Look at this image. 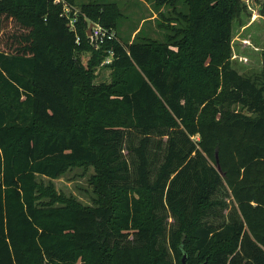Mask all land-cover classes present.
<instances>
[{
	"label": "trees",
	"instance_id": "trees-1",
	"mask_svg": "<svg viewBox=\"0 0 264 264\" xmlns=\"http://www.w3.org/2000/svg\"><path fill=\"white\" fill-rule=\"evenodd\" d=\"M73 1L0 0V264H264V48L242 39L259 67L232 66L244 1L146 0L166 41L104 42L99 85L75 52L121 12ZM73 165L95 167L96 204L42 188Z\"/></svg>",
	"mask_w": 264,
	"mask_h": 264
},
{
	"label": "rangeland",
	"instance_id": "rangeland-1",
	"mask_svg": "<svg viewBox=\"0 0 264 264\" xmlns=\"http://www.w3.org/2000/svg\"><path fill=\"white\" fill-rule=\"evenodd\" d=\"M89 1L96 0H74L72 5L74 12L79 10L82 3ZM99 1L116 2L121 14L117 26L112 30L115 32V37L121 42H131L136 36L150 37L161 43L166 41V32L168 30L159 26L160 21L163 20L157 15L151 2L146 0ZM243 1L246 5V10L232 24L233 52L235 53L232 56V66L238 71H249V69L255 70L259 67L260 50L243 44L241 41L242 39L250 38L255 46L264 48V15L259 16L264 0ZM178 8L182 11L186 10V7L181 4L178 5ZM160 10L166 13L169 8L161 6ZM253 15H256L255 20L250 23ZM163 22L165 24L169 23L168 21ZM84 27H86V24ZM97 49V46L88 41V44H84L76 50V62L81 67V71L87 69L88 65L91 67L88 68L91 69V83L94 85L109 84L112 81L111 68L102 63L103 60L100 59L101 56L98 55ZM97 175L94 166L73 165L59 178L52 180L39 178V180L42 188L50 187L56 194L66 200L74 201L80 206H92L100 199V195L97 192L99 190L96 182ZM224 194L225 189L221 187L216 196L225 198ZM227 211L228 208L223 209L221 213L226 214ZM169 221L171 220L169 219Z\"/></svg>",
	"mask_w": 264,
	"mask_h": 264
},
{
	"label": "built area",
	"instance_id": "built-area-1",
	"mask_svg": "<svg viewBox=\"0 0 264 264\" xmlns=\"http://www.w3.org/2000/svg\"><path fill=\"white\" fill-rule=\"evenodd\" d=\"M52 1L53 3L57 4L59 2H62L63 0H52ZM63 10L64 12H66L68 10V7L64 5ZM69 26L73 27V19L69 20ZM87 37L89 41L91 42V44L97 47L101 46L106 41H110L116 38L115 32L112 29L103 27L99 23L92 24L91 29H90V35ZM76 41H78V38ZM112 55H113V51L109 49L107 51V56L104 58L102 63L105 65L109 64L111 62Z\"/></svg>",
	"mask_w": 264,
	"mask_h": 264
},
{
	"label": "water",
	"instance_id": "water-1",
	"mask_svg": "<svg viewBox=\"0 0 264 264\" xmlns=\"http://www.w3.org/2000/svg\"><path fill=\"white\" fill-rule=\"evenodd\" d=\"M93 23H89L87 30H86V35L89 36L90 35V29ZM216 162H217V158H216ZM217 167L219 168L218 162H217ZM181 263L182 264H187L186 263V255L183 254V256L181 257Z\"/></svg>",
	"mask_w": 264,
	"mask_h": 264
}]
</instances>
